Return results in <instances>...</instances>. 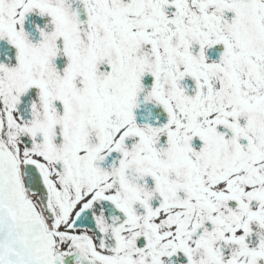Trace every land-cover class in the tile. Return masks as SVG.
Instances as JSON below:
<instances>
[{
  "label": "snow or ice",
  "instance_id": "snow-or-ice-1",
  "mask_svg": "<svg viewBox=\"0 0 264 264\" xmlns=\"http://www.w3.org/2000/svg\"><path fill=\"white\" fill-rule=\"evenodd\" d=\"M0 264H264V0H0Z\"/></svg>",
  "mask_w": 264,
  "mask_h": 264
}]
</instances>
